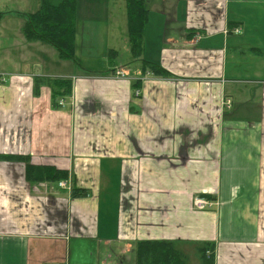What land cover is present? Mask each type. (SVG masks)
Here are the masks:
<instances>
[{
    "label": "crops",
    "instance_id": "1",
    "mask_svg": "<svg viewBox=\"0 0 264 264\" xmlns=\"http://www.w3.org/2000/svg\"><path fill=\"white\" fill-rule=\"evenodd\" d=\"M117 1L78 0L74 63L26 40L41 0H0V264H136L152 241L264 264V0H149L140 63L93 66L81 21Z\"/></svg>",
    "mask_w": 264,
    "mask_h": 264
},
{
    "label": "trees",
    "instance_id": "2",
    "mask_svg": "<svg viewBox=\"0 0 264 264\" xmlns=\"http://www.w3.org/2000/svg\"><path fill=\"white\" fill-rule=\"evenodd\" d=\"M125 1L130 50L133 58L139 59L143 54L149 0ZM77 12L78 0H41V5L35 12L17 13V15L26 20L23 33L28 42L46 44L55 49L62 60L76 63ZM3 15L0 13V18ZM116 54L115 51H110V58L113 59ZM144 69L153 72L156 76L169 77L159 65L148 61L144 62ZM38 170L42 173V178H39L41 182L62 181L67 178L65 172L56 169L44 167ZM33 173L35 175L36 171ZM73 196L87 197L88 191L74 189ZM197 255L198 264H215L214 245L198 246ZM188 260V256L172 242H140L136 247V264H189Z\"/></svg>",
    "mask_w": 264,
    "mask_h": 264
},
{
    "label": "rangeland",
    "instance_id": "3",
    "mask_svg": "<svg viewBox=\"0 0 264 264\" xmlns=\"http://www.w3.org/2000/svg\"><path fill=\"white\" fill-rule=\"evenodd\" d=\"M19 10V6H8L3 10ZM24 8V7H23ZM105 12L103 9L100 10L99 15L102 18H106L104 21L93 20L94 25H91L93 31H89L87 28V23L81 21V31H83L79 37V41H82L83 47L86 49L87 46H93L96 48L94 52L89 55L88 52V62L93 66H98L103 63L102 50L105 48H112L117 54L113 58L115 62L123 67L129 68L130 66L140 63L141 60L134 61L131 56V50L129 46V41L126 34V18L127 9L125 12V3L123 0L117 1L115 4L110 3L105 7ZM24 10V9H23ZM35 10V9H32ZM108 14V16H106ZM85 29V30H84ZM91 43V45H89ZM92 47V48H93ZM94 49V48H93ZM1 62V61H0ZM105 63L106 60H104ZM193 251V249H190ZM188 251V263L198 264L197 252L191 253Z\"/></svg>",
    "mask_w": 264,
    "mask_h": 264
},
{
    "label": "built area",
    "instance_id": "4",
    "mask_svg": "<svg viewBox=\"0 0 264 264\" xmlns=\"http://www.w3.org/2000/svg\"><path fill=\"white\" fill-rule=\"evenodd\" d=\"M235 31L238 32V33H240V32L238 31V29H236ZM118 76H120V77H124L125 75H124V73L119 72V73H118ZM64 104H65V101H64V100H61V101L59 102V105H60V106H64ZM223 104H224L225 107L230 108L231 105H232V101H230V100H228V99H225V101H224ZM60 186H61V187H65L66 184H64V183H60ZM193 205H194L195 209H197V210H199V211H204V210H207V209H211V207H212V203H211V201L208 200V199H206V198H203V197H196V198H194V200H193Z\"/></svg>",
    "mask_w": 264,
    "mask_h": 264
}]
</instances>
